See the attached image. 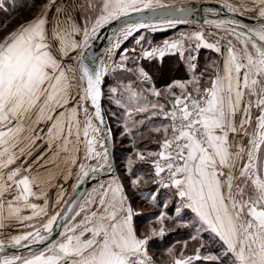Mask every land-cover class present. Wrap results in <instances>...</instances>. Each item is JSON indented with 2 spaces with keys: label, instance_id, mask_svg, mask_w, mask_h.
I'll return each instance as SVG.
<instances>
[{
  "label": "snow or ice",
  "instance_id": "snow-or-ice-1",
  "mask_svg": "<svg viewBox=\"0 0 264 264\" xmlns=\"http://www.w3.org/2000/svg\"><path fill=\"white\" fill-rule=\"evenodd\" d=\"M221 6L0 0V264H264V0Z\"/></svg>",
  "mask_w": 264,
  "mask_h": 264
},
{
  "label": "water",
  "instance_id": "water-1",
  "mask_svg": "<svg viewBox=\"0 0 264 264\" xmlns=\"http://www.w3.org/2000/svg\"><path fill=\"white\" fill-rule=\"evenodd\" d=\"M188 3L191 6H193V8H194V14L192 17L193 19H197V18L202 19L204 10L208 9V8H215V9L219 10V16H217V17L209 16L208 17L209 19H221V18L227 19L230 16V14L227 13V10L221 6L222 3L220 1H216V0H188ZM237 18L241 19L244 23H248V24L253 23L250 15L244 16V17H237ZM110 33H111V27L102 29L100 32L99 39L95 40V42H94V47H93L92 51H94V52L102 51V49L108 43V37H109ZM102 103H103V106L105 107L104 101H102ZM108 120H109V118H108ZM109 123H110V121H109ZM106 176H104V177H106ZM95 182L96 181L93 180L91 177L87 178V180L84 184L79 185L76 193H74L72 191V188H71L69 190L68 194L66 195L65 199L71 200L76 194L88 191ZM62 222H63L62 220H58L57 224L54 226V232H53L54 237L57 235V233H59L62 230V228L59 226ZM9 252H11V250Z\"/></svg>",
  "mask_w": 264,
  "mask_h": 264
},
{
  "label": "rangeland",
  "instance_id": "rangeland-1",
  "mask_svg": "<svg viewBox=\"0 0 264 264\" xmlns=\"http://www.w3.org/2000/svg\"><path fill=\"white\" fill-rule=\"evenodd\" d=\"M216 1H220L221 3L223 2V0H216ZM166 2H167V0H166ZM21 15H23V16H27L28 15V13L27 12H24V13H21ZM3 17L2 16H0V19H2ZM17 21L16 20H13L12 21V24H10L9 25V27L11 28V27H13L14 25H15V23H16ZM182 30H189L186 26H182V25H178L177 26V28L176 29H168V30H165V31H159V32H156V33H158V34H156V33H152V34H150L149 35V38L152 40V42H153V45H156V44H159V43H161L164 39H166V38H171V37H173L176 33H178L179 31H182ZM154 34H156V35H154ZM3 35V31H0V36H2ZM133 43V41H132V38H129V40L128 41H126L125 42V44L122 46V47H129V46H131V44ZM145 46H147V45H145ZM210 52H213V51H211L210 50ZM214 53V52H213ZM208 58H211V59H218V56H217V54L216 53H214V54H211V53H204L203 54V57H202V59H203V63H202V65L204 64V62H205V60L206 59H208ZM182 72H184L185 73V71H184V68L183 69H181V71H180V73H182ZM186 78V77H185ZM111 83H113V81H112V79H111V77H109L108 79H107V82H106V84H105V91L107 90V85L108 84H111ZM104 105H105V108H109V107H112L113 108V110H115V106L114 105H109L108 104V102H107V100H104ZM109 121H110V124L112 123V118L109 116ZM113 126V128L115 129V124H113L112 125ZM116 145L122 150V152L120 153V154H123L124 155V152H125V148L127 147H129L128 146V143L127 142H125V144L124 145H121L120 144V142H119V137H117V140H116ZM138 210L139 211H143V209H140V208H138ZM169 227H171V225H169ZM174 239V237L173 236H170L169 238H168V240H166L165 242H164V244H167L169 241H171V240H173Z\"/></svg>",
  "mask_w": 264,
  "mask_h": 264
},
{
  "label": "trees",
  "instance_id": "trees-1",
  "mask_svg": "<svg viewBox=\"0 0 264 264\" xmlns=\"http://www.w3.org/2000/svg\"><path fill=\"white\" fill-rule=\"evenodd\" d=\"M183 26V25H182ZM156 34H158V33H156ZM156 34H154V35H156ZM204 53H211V54H214L213 52H210V50H207V49H202L201 50V52H200V64L202 65V63H203V59H202V57H203V54ZM156 65L157 66H159L161 63H163L165 66H167V67H171V68H173V69H175V68H179V71H171V72H169L168 73V75H169V77L170 78H176V79H183V78H185V73L184 72H182V73H180V71H181V69H183V65H182V63L180 62V60H179V56H178V54H166L165 55V57L163 58V61L161 62L160 61V59L159 58H157V60H156ZM109 118V117H108ZM120 147V146H119ZM117 145H116V147H115V154H116V157H117V164H119L120 163V160L122 159V157L123 156H125L127 153H128V148L126 147L124 150H125V152H124V155L123 154H120L121 152H122V150L119 148ZM170 236H168L165 240H164V242L166 241V240H168V238H169ZM158 243V242H157ZM150 251H158V249L156 248V247H151L150 248Z\"/></svg>",
  "mask_w": 264,
  "mask_h": 264
},
{
  "label": "crops",
  "instance_id": "crops-1",
  "mask_svg": "<svg viewBox=\"0 0 264 264\" xmlns=\"http://www.w3.org/2000/svg\"><path fill=\"white\" fill-rule=\"evenodd\" d=\"M218 56V55H217ZM104 179H108L109 177L108 176H106V177H103ZM54 185H56V184H62L63 185V188L66 190V195L68 194V192H69V190L71 189V185L73 184V183H75V179H72V180H70V181H68V182H64L63 181V179L62 178H58L57 180H55L54 182ZM95 183H97V181L95 182ZM94 183V184H95ZM93 184V185H94ZM92 185V186H93ZM92 186H91V188H92ZM90 188V189H91ZM89 189V190H90ZM88 190V191H89ZM57 191H58V189H57V187H53V188H51L50 189V191H49V196H50V198L54 201L55 199H56V196H57ZM66 195H65V197H66ZM62 231V230H61Z\"/></svg>",
  "mask_w": 264,
  "mask_h": 264
},
{
  "label": "bare ground",
  "instance_id": "bare-ground-1",
  "mask_svg": "<svg viewBox=\"0 0 264 264\" xmlns=\"http://www.w3.org/2000/svg\"><path fill=\"white\" fill-rule=\"evenodd\" d=\"M110 35H111V33H110ZM110 35H109V36H110ZM107 44H108V43H107ZM107 44H106V46H107ZM9 254H11V252H9Z\"/></svg>",
  "mask_w": 264,
  "mask_h": 264
}]
</instances>
